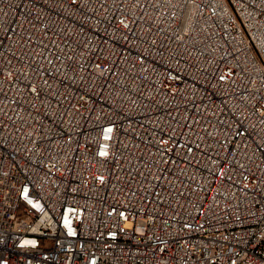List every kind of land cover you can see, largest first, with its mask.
Instances as JSON below:
<instances>
[{
	"label": "built area",
	"instance_id": "1",
	"mask_svg": "<svg viewBox=\"0 0 264 264\" xmlns=\"http://www.w3.org/2000/svg\"><path fill=\"white\" fill-rule=\"evenodd\" d=\"M0 264H264V0H0Z\"/></svg>",
	"mask_w": 264,
	"mask_h": 264
}]
</instances>
